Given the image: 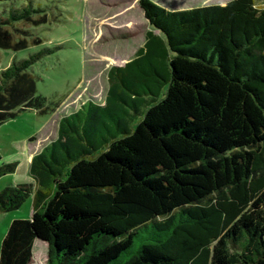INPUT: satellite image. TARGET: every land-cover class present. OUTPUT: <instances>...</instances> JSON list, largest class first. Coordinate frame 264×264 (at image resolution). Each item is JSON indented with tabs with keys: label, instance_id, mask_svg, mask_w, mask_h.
<instances>
[{
	"label": "trees",
	"instance_id": "trees-1",
	"mask_svg": "<svg viewBox=\"0 0 264 264\" xmlns=\"http://www.w3.org/2000/svg\"><path fill=\"white\" fill-rule=\"evenodd\" d=\"M140 4L151 30L135 58L110 69L104 103L63 115L32 158L35 183L0 191V214L33 198L0 264L33 263L37 239L47 264H264V6ZM33 12L0 17L1 47L27 46L17 23ZM51 52L0 71V125L55 110L31 72ZM17 167L0 165V178Z\"/></svg>",
	"mask_w": 264,
	"mask_h": 264
},
{
	"label": "rangeland",
	"instance_id": "rangeland-1",
	"mask_svg": "<svg viewBox=\"0 0 264 264\" xmlns=\"http://www.w3.org/2000/svg\"><path fill=\"white\" fill-rule=\"evenodd\" d=\"M153 1L174 12L225 5L230 0ZM256 1L264 6V0ZM23 7L39 10L24 25L17 23L23 32L16 42L24 40L27 46L18 49L0 46V71L14 61L51 50L40 57L31 72L37 78V95L56 105L51 113L22 110L0 125V165L19 163L20 171L2 176L0 191L10 185L30 183L32 177L22 158L35 143L33 139L42 137L47 144L51 143L57 138L63 115L81 108L88 100L104 103L110 69L135 58L151 30L140 0H6L0 1V17L7 16L13 8ZM32 206L33 200L28 199L20 209L0 214V251L12 221L30 218ZM48 251L47 244L38 247L37 264H47L44 258Z\"/></svg>",
	"mask_w": 264,
	"mask_h": 264
},
{
	"label": "crops",
	"instance_id": "crops-1",
	"mask_svg": "<svg viewBox=\"0 0 264 264\" xmlns=\"http://www.w3.org/2000/svg\"><path fill=\"white\" fill-rule=\"evenodd\" d=\"M44 137V136H43ZM35 140V143L33 142V145H32V147L31 148H29L28 150H27V153L23 156V158H22V161H25V164H26V168L29 170L30 169V163H31V161H32V158H33V156L35 155V154H37V153H39V152H41L42 150H43V146L44 147H46L47 145H49V144H47L48 142H45V140H44V138H40V139H37V138H34L33 139V141ZM55 140V139H54ZM54 140H52V141H54ZM39 144H41V146L39 145ZM18 166H19V163H18ZM17 172H20V171H18V168H17ZM30 173V172H29ZM30 183H35V181H34V179L32 178V180L30 181ZM29 199H32L33 200V198L31 197V198H29ZM32 213H33V206H32ZM32 215V214H31ZM15 219H17V218H15ZM42 244H47V242H45V241H38V240H36L35 241V245H34V260H33V263H31V264H37L38 262H37V249H38V247H40V245H42ZM48 245V244H47ZM45 260H46V262H47V259H48V255L44 258Z\"/></svg>",
	"mask_w": 264,
	"mask_h": 264
},
{
	"label": "water",
	"instance_id": "water-1",
	"mask_svg": "<svg viewBox=\"0 0 264 264\" xmlns=\"http://www.w3.org/2000/svg\"><path fill=\"white\" fill-rule=\"evenodd\" d=\"M38 241H42V240H39V239H37Z\"/></svg>",
	"mask_w": 264,
	"mask_h": 264
}]
</instances>
